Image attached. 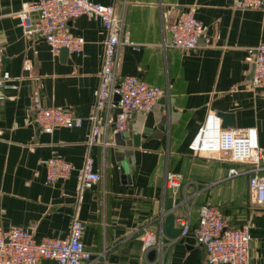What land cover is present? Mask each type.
<instances>
[{"label": "crops", "instance_id": "crops-1", "mask_svg": "<svg viewBox=\"0 0 264 264\" xmlns=\"http://www.w3.org/2000/svg\"><path fill=\"white\" fill-rule=\"evenodd\" d=\"M36 1L0 0L2 74L16 85L0 100V227L35 223L36 240L65 237L76 211L85 225L82 242L92 254V261L82 264H205L194 237H170L165 231L162 215L170 196L164 178L175 171L183 179L174 227L180 228L177 218L184 212L195 225L199 204L209 200L230 225L249 222L250 264H264V206L256 207L249 194L250 166L217 157L225 131H249L264 147V88L251 85L253 71L245 60L247 48L264 43V6L240 9L236 0H91L114 5L137 45L119 48L117 78L135 74L164 93L150 111L133 114L127 131L115 133L101 124L89 145L87 120L78 128L43 133L33 121L32 105L39 101L79 116L92 113L107 31L92 17L73 18L68 25L84 38L82 51L54 54L40 36H27L18 25L17 14ZM189 5L196 6L203 26L197 47L163 48L170 41V23ZM116 88L110 109L98 113L101 122H111L118 111ZM128 132L138 144L129 148L123 166L119 140ZM51 155L77 168L89 155L101 178L81 197L77 170L47 185L44 162ZM231 165L241 174L229 177ZM143 227L159 243L155 255L143 247Z\"/></svg>", "mask_w": 264, "mask_h": 264}, {"label": "built area", "instance_id": "built-area-1", "mask_svg": "<svg viewBox=\"0 0 264 264\" xmlns=\"http://www.w3.org/2000/svg\"><path fill=\"white\" fill-rule=\"evenodd\" d=\"M240 9L261 8L264 0H236ZM196 6L189 5L169 25L170 41L163 48H178L190 51L197 47L202 36L203 26L195 16ZM35 14V16H34ZM80 15L99 20L107 31L103 41L104 54L99 76V85L92 113L85 116L74 114L69 109H58L33 103V121L39 131L52 133L56 128H78L84 120L91 124L88 144L96 140L101 124L110 125L115 133L128 130L130 119L137 111H150L156 99L164 93L157 85L143 82L135 74L117 78L115 67L117 53L121 46H137L124 31V17L114 5H103L91 0H38L26 5L17 14L18 25L27 36H40L46 41L54 54L61 48L79 53L83 49L84 38L70 32L68 21ZM245 60L253 64L250 83L264 88V43L247 48ZM117 85L118 111L111 122H101L98 113L111 107V93ZM16 88L6 82L2 74V55L0 52V100L6 98L4 90ZM225 144L218 150L217 157L231 164L249 165L248 190L256 207L264 206V147L257 144L249 131L230 130L224 132ZM45 183L55 185L66 180L73 171H78L80 182L78 196L98 182L99 172L93 169V158L87 155L81 167L51 155L44 162ZM235 166L227 170L229 177L241 174ZM182 174L168 171L164 178V188L170 197L180 196ZM184 198V197H183ZM197 222L189 223V214L184 212L177 218L180 235H191L203 248L205 264H250V225L241 222L231 227L218 205L205 200L197 209ZM84 223L74 212L68 234L65 237H48L36 240L33 236L35 223L25 227L15 225L0 227V264H39L41 260H54L58 264H82L92 261L91 252L82 242ZM143 247L147 251L159 246L154 234L142 228Z\"/></svg>", "mask_w": 264, "mask_h": 264}, {"label": "water", "instance_id": "water-1", "mask_svg": "<svg viewBox=\"0 0 264 264\" xmlns=\"http://www.w3.org/2000/svg\"><path fill=\"white\" fill-rule=\"evenodd\" d=\"M60 51L67 53L68 50L67 48H61ZM253 71V64L250 65V72L252 73ZM119 100V97L117 98ZM222 118H232V116L228 115V114H222L221 115ZM165 120L164 117L161 118V122H163ZM222 126H225L224 123ZM132 139V140H131ZM137 138L133 137L132 138V134L131 132H128L127 135L122 136V138H120L119 140V145L121 146L120 151L123 153L122 156H124V160H123V166L126 165L125 163H127L128 158L130 157V147L132 145H137ZM126 158V159H125ZM181 205V200L180 198L176 197H167L166 198V206H165V210L166 213H164L162 215V219L164 221V226H165V231L166 234L170 237H174L176 236L178 233H180V228H176L174 227V219H175V215L173 213V210L176 209L177 207H179ZM151 255H155V249H152L150 251Z\"/></svg>", "mask_w": 264, "mask_h": 264}, {"label": "trees", "instance_id": "trees-1", "mask_svg": "<svg viewBox=\"0 0 264 264\" xmlns=\"http://www.w3.org/2000/svg\"><path fill=\"white\" fill-rule=\"evenodd\" d=\"M230 226H231V227H237L238 225H237V226H232V225H230Z\"/></svg>", "mask_w": 264, "mask_h": 264}]
</instances>
